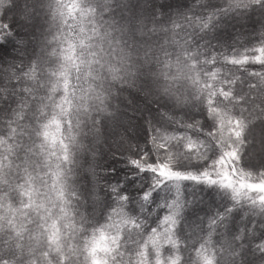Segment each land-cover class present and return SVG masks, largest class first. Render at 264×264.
Wrapping results in <instances>:
<instances>
[{"label": "snow or ice", "instance_id": "1", "mask_svg": "<svg viewBox=\"0 0 264 264\" xmlns=\"http://www.w3.org/2000/svg\"><path fill=\"white\" fill-rule=\"evenodd\" d=\"M0 264H264V0H0Z\"/></svg>", "mask_w": 264, "mask_h": 264}, {"label": "trees", "instance_id": "2", "mask_svg": "<svg viewBox=\"0 0 264 264\" xmlns=\"http://www.w3.org/2000/svg\"><path fill=\"white\" fill-rule=\"evenodd\" d=\"M116 166H117V167H120V165H119V164H117Z\"/></svg>", "mask_w": 264, "mask_h": 264}]
</instances>
